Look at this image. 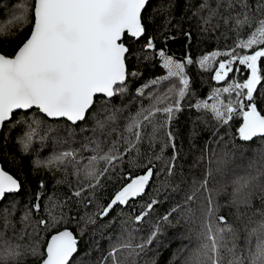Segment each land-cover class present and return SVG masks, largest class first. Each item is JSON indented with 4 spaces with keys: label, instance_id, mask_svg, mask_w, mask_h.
I'll use <instances>...</instances> for the list:
<instances>
[{
    "label": "snow or ice",
    "instance_id": "snow-or-ice-1",
    "mask_svg": "<svg viewBox=\"0 0 264 264\" xmlns=\"http://www.w3.org/2000/svg\"><path fill=\"white\" fill-rule=\"evenodd\" d=\"M150 3L151 0H23L11 18L0 24V131L9 125H25L26 131L16 138L22 156L29 154L37 140L42 147L49 137L68 144V140L59 139L61 131L68 138L75 136L77 128L86 131L80 125L89 122L98 97L104 99L100 112L106 115L101 119L96 114L92 132L94 136L104 135L120 111L107 105L115 97L129 93L130 81L144 80V73L130 68L129 62H148L161 69L159 75L135 88L141 108L107 150L99 138H89L80 149L67 147L44 159L37 156L31 162L34 171L71 168L75 186L69 185L70 194L63 201L50 198L48 218L35 221L36 228L31 233L27 229L33 223L32 212L39 213L41 209V195L35 196L37 202L22 217L25 228L20 239L40 237L41 231L55 229L43 242L35 239L26 245L10 243L4 230L12 226L11 212L7 208L0 210V264H21L29 256L36 264H89L93 260L94 264H138L139 257L162 234L161 225L196 232V247L184 264H264V146L256 161L250 163L251 170L232 181L230 204L237 210L235 220L243 224L240 229L219 214L220 205L208 187L211 168L205 170L203 179L193 178L187 190L183 187L188 177L182 174L183 169L177 171L181 146L174 128L185 109L184 101L197 94L191 70H203L212 74L211 80L218 86L211 88L206 99L194 100L187 107L211 116L215 125L212 136L218 137L217 143L225 140L228 129L232 130L229 141H239L237 148L257 138L264 140V0H201L193 13L200 17V30L220 32L225 44L223 49L198 58L187 52L176 57L167 50L169 37L165 33L173 24L174 2L145 17ZM157 12L163 17L159 29L154 27ZM21 35L24 38L16 44ZM158 35L164 37L162 46L157 44ZM183 35L190 47L191 31ZM136 44L140 47H134ZM235 73H240L242 79L230 75ZM42 128L46 131L41 135ZM190 135L194 138V128ZM145 144L147 153L142 151ZM86 152L91 154L84 155ZM206 153L207 146L201 159L206 158ZM6 156L0 144V204L11 196L15 209L14 197L25 191V184L3 167ZM207 158L211 164V157ZM10 162L18 164L14 156ZM157 176L160 183L153 187ZM109 182L115 188L100 204L97 193ZM44 187L41 180L38 188ZM180 192L182 199L174 200L170 210L151 224L146 237H138L139 226L164 202L162 197L173 200V194ZM200 196L203 200L197 203ZM73 200L85 208L95 206L96 210L70 216L64 209ZM241 207L246 211L241 213ZM117 209L120 212L108 227L119 220L121 231L109 237V248L99 257H93L89 245L81 252L80 242L88 226ZM124 209L129 211L125 213ZM72 221H76L78 232L66 226L60 228Z\"/></svg>",
    "mask_w": 264,
    "mask_h": 264
},
{
    "label": "trees",
    "instance_id": "trees-1",
    "mask_svg": "<svg viewBox=\"0 0 264 264\" xmlns=\"http://www.w3.org/2000/svg\"><path fill=\"white\" fill-rule=\"evenodd\" d=\"M23 2V0H0V24L6 22L11 18L12 13L16 11V5ZM169 2H174V8L171 9L173 16V24L170 29L165 33L169 39L166 42L167 50L174 54L176 57H181L184 53H189L192 57L198 58L200 55L215 51L217 49H223L225 41L221 37L220 32L212 31L209 29L207 32L200 30V17L194 16L201 0H151V3L146 8L144 15L149 17L153 15V10L161 6L167 7ZM201 15H206L202 13ZM156 21L154 27L159 29L163 24V17L160 13H155ZM215 22V21H214ZM16 31V29H13ZM191 31L193 40L191 41L190 47L188 42L185 40L183 35L184 32ZM27 30L25 31L26 35ZM151 32V28H150ZM24 38L21 35L19 40L15 43L18 44L20 40ZM143 43V41H141ZM228 43H231L229 41ZM158 46L164 44V37L158 35L157 37ZM15 44L13 45V47ZM134 47L139 48L140 45L136 44ZM129 67L138 68L144 73V80L151 78L154 75H159L161 69L154 68L152 64L148 62H141L139 64L130 61ZM194 72L193 78L196 80L194 97H189L184 101L185 109L178 115V123L174 124L178 135V141L181 146V158L177 165V171L183 169V175L188 177L186 184L183 186L187 190L188 185L191 184L193 178L196 180L203 179V175L206 169L211 168L212 176L209 179L208 187L213 189L214 200L220 205V215L228 217L229 222L234 224V227L242 229L243 224L240 221H236L237 210L230 204L233 193L232 181L237 176H243L246 172L250 171V163L256 161L257 154L261 151L264 146V140L256 139L250 145H245L242 149L237 148L236 144L229 141V137L232 135V130L228 129V136L221 143H217V138L212 136V132L215 130L214 122L211 116L198 112L194 109L187 107L188 103L200 98H207L206 94L211 91L212 87L216 85L211 80V73L203 70H191ZM237 80L242 79L240 73L230 74ZM144 80L130 81L129 82V93L124 97H115L107 107L112 109L113 106L120 111L117 112V120L110 124L105 130L104 135L97 133L93 135L92 129L95 127L94 117L97 113L100 114V118H105V113L100 112V109L104 106L103 97H98L96 101V107L89 115V122L81 124L80 127L85 128L86 131L81 132L79 128L76 129V134L73 138H68L67 133L61 131L59 133V139L68 140V144L57 143L52 137H49L44 142L43 147L37 140L33 143L30 152L27 156H22L19 152V147L16 144V138L23 135L26 131L25 125H18L15 128L11 126H5L0 131V137L4 140L0 141V144L4 145V151L7 154L3 167L14 176H18L25 184V191L21 192L19 196L14 197L15 209L12 208L13 197H8L0 204V210L7 208L11 212V223L12 226L5 231V239L12 244H29L32 240L41 239L43 242L49 235L55 231L43 230L41 231L40 237L36 236H24L23 239L19 237L23 234L25 224L22 222V217L25 212L28 211L32 203L37 202L35 200L36 195H41V209L39 213L32 212L31 220L32 225L28 227V232H32L36 228L35 221L40 218H48L47 209L50 206V198L57 201H63L69 194V185L75 186L76 177L72 175V169L69 168L67 171H46L39 169L34 171L32 168V161L37 158L44 159L51 156L54 152L64 150L67 147L80 149L81 145L89 142V138H99L101 146L107 150L110 146V142L116 139V134L123 130L129 118L134 116L136 112L141 108L140 100L136 99L135 88L139 84L143 83ZM144 106L147 107L148 101L145 100ZM264 108V105L261 106ZM32 113H29L31 116ZM19 118V116H17ZM203 121H207L205 124ZM195 122V124L193 123ZM51 123V121H49ZM238 126V125H237ZM115 128L116 131L112 132ZM195 129L194 138L190 135ZM46 131V128H42L40 134L42 135ZM111 132L109 136L108 133ZM225 130H221L220 135L223 136ZM93 147L95 145H92ZM207 146L206 158L201 159L202 153L205 151ZM142 151L147 153V145L142 146ZM158 151V148H157ZM214 153V155H213ZM84 155H90L91 153H83ZM14 156L18 161V164L10 162V158ZM207 157H211V164ZM226 160V164H219L218 161ZM196 161L195 165L193 162ZM142 162V161H141ZM159 167V165H157ZM103 167V164L100 165ZM220 171H217V168ZM138 171V170H137ZM43 180L45 187L41 190L38 188L39 182ZM153 187L160 183V177L157 176L153 180ZM115 185L111 182L107 183L102 192H98L99 203L103 204L111 191H113ZM183 192L179 194H173V200H167L162 197L164 201L158 205L155 212L146 220L141 226L140 230L136 233L138 237H146L150 226L155 222L157 218L164 215L173 206L174 200L182 199ZM147 199V197H145ZM203 200V196H200L197 203ZM142 201L137 202V206ZM255 206L259 205V201H254ZM196 208V205H193ZM96 210L95 206L85 208L83 204H75L74 200L68 202V208L64 209V212L70 216H82L85 212L92 213ZM129 210L124 209L127 213ZM246 209L240 208V212H245ZM249 215L251 214L250 210ZM120 209L112 212L111 215L104 220H98L95 225H89V231L87 235L80 242L81 252L84 251L85 245H89V251L93 254V257H99L101 253L105 252L109 248V237H115L119 235L121 231V224L119 220L113 223L111 228L108 227L109 222L112 218L117 216ZM197 216L200 215L199 211L196 212ZM247 222V217L244 218V223ZM68 227L74 232H78L76 227V221L60 225V228ZM131 226V225H129ZM195 229V225L192 226ZM0 230H3L0 228ZM162 234L149 246L148 249L139 257L138 264H184V259L190 254V251L196 247L197 239L196 232H188L184 227H180L179 230L175 227L168 225H161ZM181 249H184L181 251ZM21 264H36V261L32 257H27L21 260ZM89 264H94V260L90 261Z\"/></svg>",
    "mask_w": 264,
    "mask_h": 264
},
{
    "label": "water",
    "instance_id": "water-1",
    "mask_svg": "<svg viewBox=\"0 0 264 264\" xmlns=\"http://www.w3.org/2000/svg\"><path fill=\"white\" fill-rule=\"evenodd\" d=\"M11 174V173H10ZM62 229V228H61ZM52 234V233H51ZM50 236V235H49Z\"/></svg>",
    "mask_w": 264,
    "mask_h": 264
}]
</instances>
